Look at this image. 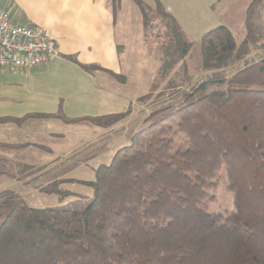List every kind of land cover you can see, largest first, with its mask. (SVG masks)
Listing matches in <instances>:
<instances>
[{
	"label": "trees",
	"instance_id": "16d2710c",
	"mask_svg": "<svg viewBox=\"0 0 264 264\" xmlns=\"http://www.w3.org/2000/svg\"><path fill=\"white\" fill-rule=\"evenodd\" d=\"M132 1L146 28L148 7ZM263 1L248 6L240 44L224 26L200 38V77L192 84L185 72L188 88L170 90L175 101L151 113L149 124L96 168L82 211L9 207L2 198L0 264H264V42L256 28ZM153 3L184 60L191 41L161 2ZM110 4L116 14L120 0ZM218 84L227 88L205 93ZM126 115L86 121L107 127ZM176 136L184 143L176 145ZM23 174L0 159V177ZM60 183L40 191L64 195ZM218 190L231 195V207Z\"/></svg>",
	"mask_w": 264,
	"mask_h": 264
},
{
	"label": "crops",
	"instance_id": "0c3cea01",
	"mask_svg": "<svg viewBox=\"0 0 264 264\" xmlns=\"http://www.w3.org/2000/svg\"><path fill=\"white\" fill-rule=\"evenodd\" d=\"M146 1L154 7L153 0ZM159 1L188 39L199 41L218 26L232 33L229 24L238 15L245 29L246 10L253 0ZM0 9L9 11L17 24L49 30L59 48L58 58L35 69H0V150L24 151V156L12 153L16 165L44 166L32 161L30 154L36 152L47 160L59 155L58 143L64 137L56 124L73 126L86 119L130 114L133 99L116 92L115 83L127 82L124 72L130 59L125 53L131 32L144 36L140 11L139 17L126 14L121 0L116 14L110 0H0ZM45 121L50 127L44 126Z\"/></svg>",
	"mask_w": 264,
	"mask_h": 264
},
{
	"label": "rangeland",
	"instance_id": "374dc122",
	"mask_svg": "<svg viewBox=\"0 0 264 264\" xmlns=\"http://www.w3.org/2000/svg\"><path fill=\"white\" fill-rule=\"evenodd\" d=\"M121 1L124 3L126 14H133L132 16L135 14L139 17V10L132 0ZM141 1L148 7L144 36L131 32L130 44L126 46L125 53L130 59V64L126 66L127 70L124 72L127 82L125 85L121 82L115 83L116 92L133 99L127 109L130 110V114L119 120L112 129H109V126H99L90 122L73 126L62 123L54 125L64 137V140L58 143L59 149L56 152H59V155H53L47 160L40 152L30 154V157L34 158L32 161L38 164L45 163L44 166L30 167L38 170L33 176L26 175L29 170L25 171L23 165H16L11 159L12 153L24 156V151L11 153L0 150V159L5 162L9 170L24 173L23 177H0V200L7 198L9 207L22 203L34 209L68 208L82 211L86 202L93 197L91 182L94 180L96 168L109 164L115 152L130 143L131 136L138 131L137 129L145 128L149 124L146 120L151 113L175 101L176 98L170 95V90L188 88L185 72L193 78L192 84L200 77L199 41L192 40L189 55L184 60L177 59L170 40L166 37L164 21L154 15L151 5L146 0ZM226 2L222 6H225ZM237 19L241 20L240 15ZM237 19L232 20L229 26L235 42L240 44L244 39L245 29L240 27V21ZM256 28L258 41L262 43L264 42V1L257 8ZM233 72L234 67L229 68L226 76H230ZM226 88L227 85L218 84L205 93ZM182 105H178L177 108ZM163 114L154 119L161 118ZM43 124L50 127L49 121ZM175 141L176 145L184 143L182 136H176ZM44 154L49 152L42 153ZM55 181L61 182L59 189L67 192L66 194H48L40 191V188ZM217 196L221 204L231 207L232 200L228 192L218 190Z\"/></svg>",
	"mask_w": 264,
	"mask_h": 264
},
{
	"label": "built area",
	"instance_id": "2783aa9c",
	"mask_svg": "<svg viewBox=\"0 0 264 264\" xmlns=\"http://www.w3.org/2000/svg\"><path fill=\"white\" fill-rule=\"evenodd\" d=\"M59 57V48L49 30L14 22L9 11L0 9V69L27 71Z\"/></svg>",
	"mask_w": 264,
	"mask_h": 264
}]
</instances>
